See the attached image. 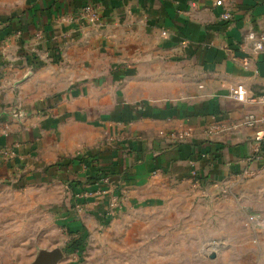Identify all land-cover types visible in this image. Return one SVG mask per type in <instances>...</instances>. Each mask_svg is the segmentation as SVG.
Segmentation results:
<instances>
[{"label":"crops","instance_id":"1","mask_svg":"<svg viewBox=\"0 0 264 264\" xmlns=\"http://www.w3.org/2000/svg\"><path fill=\"white\" fill-rule=\"evenodd\" d=\"M87 2L99 22L82 18ZM263 28L264 0H0V191L61 203L67 182L90 185L95 171L135 188L133 204L264 188V141L252 159L264 103L230 95L264 94V52L246 39ZM104 206L63 225L89 234Z\"/></svg>","mask_w":264,"mask_h":264},{"label":"rangeland","instance_id":"2","mask_svg":"<svg viewBox=\"0 0 264 264\" xmlns=\"http://www.w3.org/2000/svg\"><path fill=\"white\" fill-rule=\"evenodd\" d=\"M113 183L114 192H98L79 211L71 209L65 188L61 203L48 201L45 191L1 190L0 264H38L55 250L54 264H264V188L233 193L230 186L214 200L206 192L186 199L175 192L166 195L169 202L139 196L133 204L135 188ZM92 206L105 207L99 226L89 234L85 226H70L69 233L62 217L71 223L72 214L80 219Z\"/></svg>","mask_w":264,"mask_h":264},{"label":"built area","instance_id":"3","mask_svg":"<svg viewBox=\"0 0 264 264\" xmlns=\"http://www.w3.org/2000/svg\"><path fill=\"white\" fill-rule=\"evenodd\" d=\"M216 6L223 5V0H215ZM82 18H85L90 23H97L101 19V9L100 6L96 3L87 2L81 7L80 10ZM221 18L223 20H230L232 18V14L229 11H224L221 14ZM246 39L251 40L253 44V50L255 52H264V28L260 30L258 33L249 32L246 35ZM230 95L237 101H249L255 103H264V94L259 97H250L248 96V92L243 84H236L230 88ZM259 119L252 113L248 114L245 118V124L247 126H254ZM187 134H179L178 136H173L177 141H183ZM172 138V137H171ZM255 148L254 155L252 159L260 158L259 152L260 147L264 141V129H260L255 133L253 138ZM192 165H194L192 163ZM86 168L87 166L84 165ZM93 169V167H92ZM158 170H155L153 173H157ZM192 176H195V170H191ZM243 175L249 176L254 174V170L251 168H247L243 171ZM96 180L90 181V185H78L75 184L74 181L67 182L65 185V189L67 193L70 195V207L71 209H75L79 211L78 204H84L85 200H88L93 197L95 194H99L98 192L106 193L110 189L114 192V189L117 188L116 183H113L112 176L110 173H95ZM111 184H113V188H111ZM72 211V210H71Z\"/></svg>","mask_w":264,"mask_h":264},{"label":"trees","instance_id":"4","mask_svg":"<svg viewBox=\"0 0 264 264\" xmlns=\"http://www.w3.org/2000/svg\"><path fill=\"white\" fill-rule=\"evenodd\" d=\"M79 161L80 162H82L84 165H86L87 166V168L89 167L90 168V165H91V163L89 162V160L87 159V158H84V157H80L79 158ZM93 161V160H92ZM95 172H98V171H95ZM102 173V172H101ZM87 179H86V181H94V180H96V178H95V176H91V175H88L87 177H86ZM74 183L75 184H78V185H81V182H78V181H74ZM72 227H70V226H67L66 227V229H67V231L69 232V233H73L74 232V230L73 229H71ZM82 230V229H81ZM80 232V231H79ZM78 232V233H79Z\"/></svg>","mask_w":264,"mask_h":264},{"label":"water","instance_id":"5","mask_svg":"<svg viewBox=\"0 0 264 264\" xmlns=\"http://www.w3.org/2000/svg\"><path fill=\"white\" fill-rule=\"evenodd\" d=\"M59 257H60V251L55 250L50 253H47L45 257L42 258L40 262H38V264H41V263L54 264Z\"/></svg>","mask_w":264,"mask_h":264}]
</instances>
